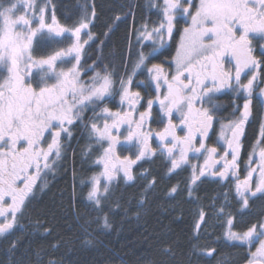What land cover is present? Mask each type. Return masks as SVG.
I'll return each mask as SVG.
<instances>
[{
  "label": "snow or ice",
  "instance_id": "6c2138e0",
  "mask_svg": "<svg viewBox=\"0 0 264 264\" xmlns=\"http://www.w3.org/2000/svg\"><path fill=\"white\" fill-rule=\"evenodd\" d=\"M50 3L51 0H9L5 5L0 0V237L17 227L18 217L33 197L42 176L55 171L54 165L63 152L62 134L70 137L71 126L77 121L83 122V113L88 108L95 114L100 102L115 95H119L120 104H126L127 110L112 111L102 107V126L95 120L90 124V135L103 149L95 160L102 170L91 177L87 195L97 209L120 173L126 181H131L133 165L156 155L157 149L150 144L153 136L159 141L161 154H166L170 161V172L189 164L190 153L197 158L203 156V166L192 165L191 194V186L220 162L216 159L217 147H208L205 141L213 126L215 94L226 88L237 95L243 93L246 98L239 118L221 125L219 139L228 150L220 158L224 160L222 169L212 175L221 180L228 179L230 174L235 178V194L243 208L249 206L252 198H264V123L243 178L237 163L244 127L252 115L257 80L254 71L248 74L250 78L244 76L246 83L242 82V75L246 70L260 67L253 55L252 41L257 37L264 40V0H199L198 5L193 0L154 3L162 20L151 30L144 25L140 32L144 41L151 42V51L139 53L126 79L121 77L117 81L113 73L105 69L95 72L90 82L83 81L80 72L81 54L88 43L87 40L81 42V33L91 23L87 8L82 9L84 14L78 26L70 29L61 26L55 15L51 23L46 22ZM91 16L95 17L94 8ZM177 16L190 20V24L180 36L173 58L174 72L166 73L159 63L147 67L148 57L165 47L166 38L172 39ZM69 32L74 37L69 47L46 58L34 57L37 37H63ZM88 36L91 39V33ZM67 64L71 66L66 67ZM144 68L155 85V99H148L146 106L141 105V93L132 90L133 77ZM260 94L264 95V88L260 89ZM154 104L159 105V112L166 118L165 126L158 132L149 127ZM138 106L145 110L139 111ZM176 116L178 123H174ZM178 129L183 134H178ZM132 144L138 146L135 159L122 157L118 146ZM229 151L231 160L226 159ZM252 156H258L255 167H251ZM101 178L106 182L103 185ZM176 191L173 187L170 194ZM103 219V226L109 228L107 216ZM233 220L232 217L227 219L225 238L245 244L249 249L255 246L248 264H264V223L253 224L238 233L232 230ZM204 221L205 213L201 211L197 232ZM15 247L13 242L9 251ZM213 251L210 249L206 254L212 256Z\"/></svg>",
  "mask_w": 264,
  "mask_h": 264
},
{
  "label": "trees",
  "instance_id": "16d2710c",
  "mask_svg": "<svg viewBox=\"0 0 264 264\" xmlns=\"http://www.w3.org/2000/svg\"><path fill=\"white\" fill-rule=\"evenodd\" d=\"M3 3L7 5L9 0H3ZM154 3L161 4L160 0H51L46 22L51 23V17L55 15L61 26L74 28L86 7L96 36L102 35L103 28L110 30L108 49L110 54L117 53L121 74L124 66L132 63L137 32L145 23L156 26L162 20ZM93 8L95 17L91 16ZM129 37L131 44H128ZM67 46L68 41L37 37L33 55L35 58L47 57ZM92 111L87 109L83 113V122L73 124L71 137L62 141V156L54 165L55 171L43 175L40 190L25 214L24 229L12 238L0 240V264L244 262L247 253L225 240L227 219L233 215L236 218L238 211H234L235 214L221 212L222 218L210 221L208 229L202 233H195L198 218H195V207L189 199L199 198L194 201L205 212L213 196V187L204 185L199 190L192 189L189 194L186 185L176 183L175 196L169 200L164 180L174 177H167L160 165L152 171L154 185L149 184L147 176L112 183L97 209L87 199L91 177L101 171L95 160L101 155L102 147L90 135V124L94 120L89 118ZM105 215L109 228L103 226ZM255 218L252 214L239 221L251 224ZM237 221L232 230L241 232L243 226ZM13 242L16 247L9 251ZM210 249L215 250L212 256L206 254Z\"/></svg>",
  "mask_w": 264,
  "mask_h": 264
},
{
  "label": "flooded vegetation",
  "instance_id": "af4514ba",
  "mask_svg": "<svg viewBox=\"0 0 264 264\" xmlns=\"http://www.w3.org/2000/svg\"><path fill=\"white\" fill-rule=\"evenodd\" d=\"M162 3V0H160ZM193 3L197 4L199 3V0H193ZM195 9H192V11ZM188 21L185 17L177 16L176 17V25L173 32V36L171 40L165 39V47L160 48V51L157 53H154L153 56H149L148 60L146 61L147 67H151V64L153 63H159L162 65L166 73L171 74L174 72V65H173V58L175 57L176 49L179 45L180 36L183 33V29L187 27ZM94 23H90L88 29H85L81 33V42L84 40H87L88 43L84 45L82 54H81V62H80V72H81V79L85 82H90V77L95 74V72H104L105 69L107 71H110L113 73L114 79L119 81L121 77L127 78V75L131 74L137 59L138 55L141 51H144L145 54H147L149 51H151V42H146L140 37V32L143 31V27L137 32L135 36V44L136 47L134 49L133 53V59L132 63L130 62V65H125L123 68L122 73L120 74L121 65L118 62L117 53L114 51L110 54V48L109 43H107L110 38L108 37V34L110 33V30L103 28L102 35L96 36L95 31L96 29L93 27ZM149 30H151L154 26L152 23H145ZM115 29V28H114ZM113 29V30H114ZM88 33H91V39H89ZM67 35L68 37H66ZM63 37H52L50 39H53L55 41H68V46L71 45V43L74 42V37H71L68 33H65ZM131 37H129L128 44H131ZM252 47H253V55L256 57V59L260 62V67L258 69H249L246 70L245 74L242 75V82L246 83V79L244 76H248L250 72H256L257 73V80L254 85V91L252 96V106L251 111L252 115L250 116L248 122L245 124L244 127V135L241 137V149H240V155L239 159L237 161L239 165V175L241 178H243L246 175V170L249 167V160H250V154L252 153V149L254 145L256 144V141L260 138V128L261 124L264 123V95L260 94V89L264 88V40H261L259 37L253 39L252 41ZM55 52L49 54L52 55ZM130 53V48H129ZM161 53H163L161 55ZM38 58H46V57H38ZM71 59V58H69ZM74 63V60L72 61ZM58 65L60 62H57ZM170 65H173L170 67ZM66 67H70L71 64L65 65ZM226 67H230L226 65ZM119 78L117 79L116 77ZM250 78V76H248ZM132 90L133 91H139L141 93V105L146 106V101L148 99H155L154 90L155 85L150 80V77L146 71V68L142 69L140 72H137L136 75L133 77V84H132ZM116 91H119V84H116ZM245 95L241 93L240 95H237L234 91L231 89H224L223 91L216 93L215 98L213 100L212 112L214 114V121L213 126L209 131L208 139L205 141L206 145L208 147H217V153H216V159L220 160L218 164H216L215 168H212L208 170L207 174L203 177H200V180L197 181V184L195 186H191L192 189H200L201 186H209L213 187V196H211L210 199V205L205 207L207 211H205V221L203 224H201L200 230L197 232L195 227V233H202V231L208 229L207 225L210 224L212 220H216L219 218H222L224 215H222L220 209H223V212L226 211H238V214H236V218H234V215L231 216L234 218L235 221L238 219V223L243 226L242 231H246V228H249L251 224L248 223H241L239 220L244 218L245 216H249L253 214V218H255L254 222L259 225L264 221V198L256 197L250 199L249 206L247 208H243L241 202L239 201L238 197L235 194V178L229 175L228 179L221 180L219 176L212 175V172H216L220 169H222L224 160L220 159L223 157L224 152L227 151V145L219 139V132L222 124H227L232 120H236L240 116V112L243 111V104L245 101ZM108 107L112 111H120V110H127V105H121L120 104V97L119 95H115L112 98H106L104 102H100L99 107L95 109V114L92 111L89 118H94L96 122L102 126L103 120L100 118L101 108L102 107ZM208 107L209 105H205ZM89 109V108H88ZM139 111L145 110L144 107L138 106ZM78 122V121H77ZM76 122V123H77ZM179 122V117L176 116L174 119V123ZM166 124V118L162 116V114L159 112V105L154 104L153 106V112H152V119L149 121V127L153 132H158L163 129V127ZM73 126V125H72ZM71 126V128H72ZM123 132L124 129H121ZM126 134V133H125ZM178 134H183L180 129H178ZM71 137V136H70ZM67 136V134H62V141L68 140L70 138ZM199 139V137H198ZM150 144L153 148L157 149L156 155L145 158L142 160L137 161L135 165H133L132 168V174L133 179L135 177L139 176H147L150 179V185H154L151 182L154 180L151 178L154 173V167H161L164 168V171L168 176L174 177V179L165 178L164 183L166 186L165 192L167 193L166 198L171 200L175 196V194H170L171 189L175 187V184L178 183L180 186L181 183L186 185L188 190L190 188V180L192 175V165H196L197 168L203 166L204 158L203 156H200L199 158L196 157L195 154L190 153L189 154V164L183 165L180 169H177L176 171L170 172L169 169L171 167L170 161L167 158L166 154H161L162 150L158 148L159 141L158 139L153 136L150 140ZM106 146V142H105ZM126 149V150H122ZM138 146L135 144L132 145H126V146H118V152L119 154L123 156H130L132 159H135V154L137 152ZM103 150V149H102ZM102 154V152H101ZM227 160H231V152L229 151V155L226 157ZM258 161V156H252L251 157V167L256 166V162ZM100 169L102 170V167L98 165ZM43 179V176L40 181H38L36 189H34V195L40 190L41 181ZM256 177L254 174L253 180L255 181ZM175 180L177 182H175ZM101 181L103 183H106L104 179L102 178ZM126 181L123 173H120L119 176L115 181L112 183L117 182H123ZM132 181V180H131ZM130 182V181H129ZM33 195V197H34ZM220 195V196H217ZM30 198L29 202L26 204L22 215L18 217V225L11 233L6 234L3 237H0V240L9 239L12 238L14 235L17 234V232H20L24 229V220H25V214L27 212L28 207L32 204V198ZM194 200H199V198H190L189 203H193L195 207V218L197 217L199 219V214L202 211L201 205L198 203H195ZM242 213H241V212ZM213 214V215H211ZM235 214V213H234ZM252 217V216H251ZM233 220V225L235 221ZM243 224H246L247 226H244ZM210 227V226H209ZM233 228V226H232ZM234 245L240 246L244 252H246L245 260L242 263L238 264H248L249 259L251 258V252L255 250V246H253L251 249L247 245L243 244H237Z\"/></svg>",
  "mask_w": 264,
  "mask_h": 264
},
{
  "label": "rangeland",
  "instance_id": "374dc122",
  "mask_svg": "<svg viewBox=\"0 0 264 264\" xmlns=\"http://www.w3.org/2000/svg\"><path fill=\"white\" fill-rule=\"evenodd\" d=\"M194 11V10H193ZM189 23L188 24H190V20H187ZM188 26V25H187ZM69 35H71V33L69 32L68 33ZM102 179V178H101ZM101 184L103 185L104 183L101 181ZM262 223H264V221L262 222ZM253 224H256L257 225V223L256 222H254ZM252 224V225H253ZM251 225V226H252ZM250 226V227H251ZM248 228H246V230H247ZM237 232V231H236ZM244 231H241V232H238V233H243ZM225 240L229 243V244H232V245H234L235 243H237V244H241L240 242H238V241H229V240H227L226 238H225ZM218 241V239H216V242ZM243 245H245V244H243ZM253 251H255V250H253ZM251 256V255H250ZM220 264V263H219ZM221 264H224V263H221Z\"/></svg>",
  "mask_w": 264,
  "mask_h": 264
}]
</instances>
